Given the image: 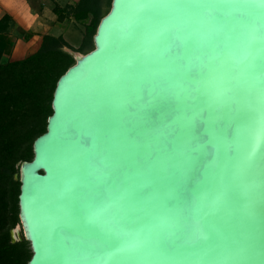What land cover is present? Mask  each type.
Listing matches in <instances>:
<instances>
[{
	"label": "water",
	"instance_id": "1",
	"mask_svg": "<svg viewBox=\"0 0 264 264\" xmlns=\"http://www.w3.org/2000/svg\"><path fill=\"white\" fill-rule=\"evenodd\" d=\"M17 164L27 264H264V0H111Z\"/></svg>",
	"mask_w": 264,
	"mask_h": 264
},
{
	"label": "trees",
	"instance_id": "2",
	"mask_svg": "<svg viewBox=\"0 0 264 264\" xmlns=\"http://www.w3.org/2000/svg\"><path fill=\"white\" fill-rule=\"evenodd\" d=\"M111 0H79L69 11H59V20L73 17L87 19L85 36L74 50L61 37L42 36L35 48L19 61L5 62L0 49V264H27L32 256L30 245L23 238L10 242V231L19 224V182L17 164L31 161L32 144L45 132L47 117L56 82L74 63L64 51L71 49L85 54L93 48L92 38L98 23L108 11ZM7 18L0 20V32L7 29Z\"/></svg>",
	"mask_w": 264,
	"mask_h": 264
},
{
	"label": "crops",
	"instance_id": "3",
	"mask_svg": "<svg viewBox=\"0 0 264 264\" xmlns=\"http://www.w3.org/2000/svg\"><path fill=\"white\" fill-rule=\"evenodd\" d=\"M79 0H0V20L7 18V29L0 32V49L3 63L22 60L33 50L44 35L61 37L70 47L76 49L82 44L87 19L58 16L69 11ZM78 53V52H76ZM80 54V53H79Z\"/></svg>",
	"mask_w": 264,
	"mask_h": 264
},
{
	"label": "rangeland",
	"instance_id": "4",
	"mask_svg": "<svg viewBox=\"0 0 264 264\" xmlns=\"http://www.w3.org/2000/svg\"><path fill=\"white\" fill-rule=\"evenodd\" d=\"M81 45H79V47H80ZM79 47L78 48H76V49H74V50H77V49H79ZM64 51H66L67 53H70V52H75V51H73V50H71V49H68V48H64Z\"/></svg>",
	"mask_w": 264,
	"mask_h": 264
}]
</instances>
